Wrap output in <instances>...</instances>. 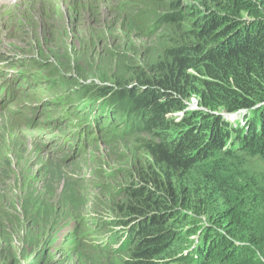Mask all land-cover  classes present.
Masks as SVG:
<instances>
[{
	"label": "trees",
	"instance_id": "1",
	"mask_svg": "<svg viewBox=\"0 0 264 264\" xmlns=\"http://www.w3.org/2000/svg\"><path fill=\"white\" fill-rule=\"evenodd\" d=\"M119 12L129 18L128 32L113 33L118 47L104 43L105 68L88 49H70L63 61L39 54L32 65L58 76L59 106L70 105L76 119L109 89L79 78L117 85L109 95L129 115V129L104 145L122 162L115 185L98 169L90 186L123 225L131 223L120 264H264V0H124ZM240 109L245 127L216 114ZM130 148L137 155L124 162ZM76 191L69 187L61 200L79 211L88 198ZM41 214L38 207L27 217ZM4 219L26 223L0 209V264H23ZM16 234L24 243L36 236Z\"/></svg>",
	"mask_w": 264,
	"mask_h": 264
},
{
	"label": "rangeland",
	"instance_id": "2",
	"mask_svg": "<svg viewBox=\"0 0 264 264\" xmlns=\"http://www.w3.org/2000/svg\"><path fill=\"white\" fill-rule=\"evenodd\" d=\"M118 1L70 0L66 6L63 0H56L49 7L51 14H42L41 19V16L27 12L25 8L19 9L18 13L4 10L0 12V22L8 21L11 33L0 32V39L7 42L0 44V55L22 59L41 54L43 58L54 56L63 61L64 58L61 57L70 53V49H88L89 60L95 59L96 63L101 64L99 57H103L104 43H108L110 47H118L120 39L115 42L113 33H120L125 37L128 32L126 25L129 18L112 9ZM45 2L42 1V4ZM41 10L39 9L40 12ZM98 34L104 36L102 42L94 38ZM134 41L138 45L149 43L136 38ZM5 77L11 75L6 74ZM90 77L92 75L88 76ZM22 81L30 86H24V90L15 92L10 97L0 98V209L13 212L26 222L9 224L6 219L3 220L8 225V233L13 232L14 253L23 264L26 263L25 259L31 264H120L121 258L105 252L83 254L80 245L74 241L58 248L51 246L60 229L74 221V215L78 213L74 211V206L61 200L64 197L62 192L69 190V187L72 186L75 192L78 188L80 193L87 194V203L81 207V212L93 209L90 216L99 220L111 215L108 203L104 202L106 198L96 188H91L90 184L99 179L98 169L108 167L110 163L117 168L122 160H118L112 148L101 144H97L93 151V143L88 153L82 157L74 154V158L66 159L72 144H68L64 138L67 133L53 131L50 120L55 116H51L41 97V83L31 77V74H27V78ZM130 150V155L124 162H129V159L137 155L132 148ZM93 152L97 154L95 160ZM107 180L115 185L114 178ZM38 207L43 214L39 219L32 217L29 221L28 213L36 211ZM25 229L29 237L32 233L36 234L26 243L16 234ZM101 236L103 233L93 232L91 235H79L78 240L83 242L90 237Z\"/></svg>",
	"mask_w": 264,
	"mask_h": 264
},
{
	"label": "clouds",
	"instance_id": "3",
	"mask_svg": "<svg viewBox=\"0 0 264 264\" xmlns=\"http://www.w3.org/2000/svg\"><path fill=\"white\" fill-rule=\"evenodd\" d=\"M124 0H119L112 9L117 13L125 16L124 13L119 12L120 2ZM151 30L154 29V25L150 27ZM80 84H95L100 88L109 89L107 91H100L95 96L94 102L97 103L93 105V109L88 112H84L80 114V117L76 119H72L75 123V127L78 125L80 128H84V130L88 131L90 138V144L85 150V154L88 153L90 146L92 145V150L94 151L95 146L97 144H101L105 146V143L112 142L116 140L118 137H122L123 133H126L129 129V115L126 113L120 112V110L116 109L114 104L112 103V98L109 95L113 90L117 89V85L112 80H103L97 76L90 77L87 79L79 78ZM196 101V99H193ZM191 108L202 109V107H198L197 102L189 103ZM87 108V106L85 107ZM97 111V112H96ZM94 113V115H93ZM126 115L125 118L122 115ZM221 115L223 121H227L230 123L231 127H236L239 125L240 127L246 126L245 110H238L236 112H225L222 111L220 113H216ZM181 112H175L173 116H176L175 121L180 120ZM65 132V130H64ZM67 133V132H65ZM70 138V137H69ZM106 147V146H105ZM94 159L97 158V154L93 152ZM73 156H68L66 159L74 158ZM113 164H109L108 167L100 168L102 171V175L104 176L106 183H111L110 178L113 180L115 177V169ZM113 183L116 182L113 180ZM112 184V183H111ZM113 185V184H112ZM87 203V202H86ZM86 206V205H85ZM108 206V205H107ZM109 207V206H108ZM109 209V208H108ZM76 211L74 215V221H70V223L60 229L56 239L52 242V247H61L62 244H67L70 241L77 242L83 254H96L97 252H105L109 255H114L115 257L121 258L125 260L128 256V249L131 247V242L128 240V229L131 227V223L129 219H124V224L121 223L122 215L120 212H112L109 217H104V219H97L90 216V212L92 210H86L84 212ZM93 232H101L103 236L98 238H88L80 242L78 240L79 235H91ZM198 238V237H197ZM197 238L193 236L194 241H197ZM188 251L185 250L183 253L186 254Z\"/></svg>",
	"mask_w": 264,
	"mask_h": 264
},
{
	"label": "bare ground",
	"instance_id": "4",
	"mask_svg": "<svg viewBox=\"0 0 264 264\" xmlns=\"http://www.w3.org/2000/svg\"><path fill=\"white\" fill-rule=\"evenodd\" d=\"M42 1H46L45 3L42 4ZM56 0H0V12H3L4 10H11L13 13H18V10L21 8H25L27 12H34L38 16H41L39 19L43 17L42 14H45L46 16H49L51 14V11L49 10L50 6L54 4ZM62 1V0H61ZM70 0H63V3L68 6ZM39 9H42L40 12ZM32 10V11H31ZM46 12V13H44ZM26 13V12H25ZM19 16V15H18ZM1 18V16H0ZM20 18V16H19ZM11 19V18H9ZM0 25H3L2 28H0V32H5V33H11V28L9 27L8 21L0 22ZM7 43L3 39H0V44ZM0 56H5L6 55H0ZM12 57V56H8Z\"/></svg>",
	"mask_w": 264,
	"mask_h": 264
}]
</instances>
